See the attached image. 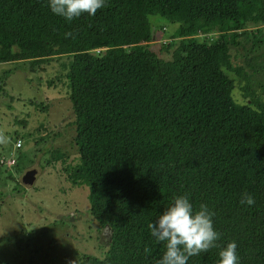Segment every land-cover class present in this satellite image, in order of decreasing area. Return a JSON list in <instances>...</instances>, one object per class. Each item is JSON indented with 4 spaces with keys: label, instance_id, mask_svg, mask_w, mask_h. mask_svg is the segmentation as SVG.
<instances>
[{
    "label": "trees",
    "instance_id": "16d2710c",
    "mask_svg": "<svg viewBox=\"0 0 264 264\" xmlns=\"http://www.w3.org/2000/svg\"><path fill=\"white\" fill-rule=\"evenodd\" d=\"M152 16L168 26L159 50ZM230 46L244 49L251 72L231 62ZM262 46L264 0H105L72 21L47 0H0V62L69 58L78 155H51L72 184L88 187L89 210L108 229L103 253L79 252L76 264H157L165 245L148 225L178 195L206 205L220 234L187 264H218L230 242L239 264H264V59L252 62ZM228 71L246 101L233 97ZM245 192L254 205L240 203Z\"/></svg>",
    "mask_w": 264,
    "mask_h": 264
},
{
    "label": "rangeland",
    "instance_id": "374dc122",
    "mask_svg": "<svg viewBox=\"0 0 264 264\" xmlns=\"http://www.w3.org/2000/svg\"><path fill=\"white\" fill-rule=\"evenodd\" d=\"M158 17H151V44L157 50L160 41L167 40L166 22ZM261 51L264 46L256 53ZM229 52L234 65L242 64L247 72L252 71L245 64L243 48L230 46ZM159 54L169 57L170 52L161 49ZM262 58L264 54L252 62ZM68 59L67 55L59 56L33 68L29 60L0 62L4 81L0 90V134L9 141L0 145V264H76L79 252L101 254L106 245L108 229L100 226L89 210L88 187L72 184L62 161L51 155L56 147L66 153L67 162L76 161L78 155L73 141L74 113L66 94ZM228 73L235 81L233 97L246 101L240 76ZM257 75L259 72L253 73ZM30 98H37L42 106ZM21 118L27 121H19ZM39 136L43 139L36 141ZM8 159L14 161L9 164ZM30 168H36L34 180L25 186L23 175ZM35 247L39 248L37 253L30 251Z\"/></svg>",
    "mask_w": 264,
    "mask_h": 264
},
{
    "label": "clouds",
    "instance_id": "9594fccd",
    "mask_svg": "<svg viewBox=\"0 0 264 264\" xmlns=\"http://www.w3.org/2000/svg\"><path fill=\"white\" fill-rule=\"evenodd\" d=\"M47 4L53 14L72 21L85 13L94 16L98 9L105 6V0H47ZM65 35L75 39L77 34L69 32ZM8 142V138L0 134V145H7ZM240 203L251 206L255 204V199L245 192L241 194ZM213 216L214 213L206 205L194 209L186 195L174 197L158 220L148 225L151 235L165 245L157 264H187L190 257L216 247L220 234L214 228ZM219 257L218 264H239L237 244L230 242L221 248Z\"/></svg>",
    "mask_w": 264,
    "mask_h": 264
},
{
    "label": "water",
    "instance_id": "95a60500",
    "mask_svg": "<svg viewBox=\"0 0 264 264\" xmlns=\"http://www.w3.org/2000/svg\"><path fill=\"white\" fill-rule=\"evenodd\" d=\"M36 168L27 169L23 175V183L25 185L32 184L35 176Z\"/></svg>",
    "mask_w": 264,
    "mask_h": 264
},
{
    "label": "built area",
    "instance_id": "2783aa9c",
    "mask_svg": "<svg viewBox=\"0 0 264 264\" xmlns=\"http://www.w3.org/2000/svg\"><path fill=\"white\" fill-rule=\"evenodd\" d=\"M20 143H21V141L18 139L17 142H16V145H19ZM8 161H9V164H10L11 162L14 161V159H12V160L8 159Z\"/></svg>",
    "mask_w": 264,
    "mask_h": 264
}]
</instances>
